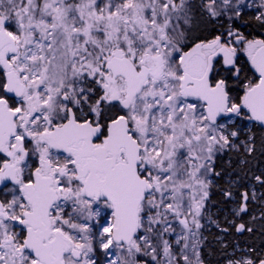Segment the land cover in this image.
<instances>
[{"label":"snow or ice","instance_id":"obj_1","mask_svg":"<svg viewBox=\"0 0 264 264\" xmlns=\"http://www.w3.org/2000/svg\"><path fill=\"white\" fill-rule=\"evenodd\" d=\"M0 264H264V0H0Z\"/></svg>","mask_w":264,"mask_h":264}]
</instances>
